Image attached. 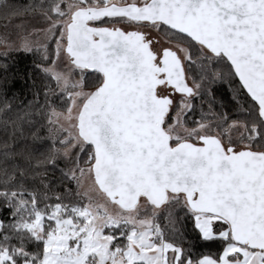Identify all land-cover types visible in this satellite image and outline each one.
<instances>
[{
    "label": "snow or ice",
    "instance_id": "snow-or-ice-1",
    "mask_svg": "<svg viewBox=\"0 0 264 264\" xmlns=\"http://www.w3.org/2000/svg\"><path fill=\"white\" fill-rule=\"evenodd\" d=\"M0 264H264V0H0Z\"/></svg>",
    "mask_w": 264,
    "mask_h": 264
}]
</instances>
